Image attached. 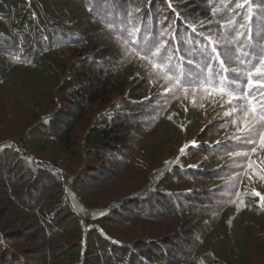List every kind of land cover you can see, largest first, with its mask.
<instances>
[{
    "label": "trees",
    "instance_id": "16d2710c",
    "mask_svg": "<svg viewBox=\"0 0 264 264\" xmlns=\"http://www.w3.org/2000/svg\"><path fill=\"white\" fill-rule=\"evenodd\" d=\"M125 28L164 43L173 63L192 40L196 56L203 42L247 60L244 53L264 55V0H0V98L31 115L20 132L0 123V205L32 221L12 236L0 229V264H247L238 234L251 224L241 218L264 216L253 196L264 195V182L250 181L238 161L264 167L261 150L233 155L251 146L223 132L219 113L205 112L213 97L197 91L195 105L182 92L170 98L163 76L120 38ZM161 128L181 139L154 166L137 153ZM51 147L62 162L41 154ZM135 167L137 188L94 200V189ZM219 186L233 193L209 207ZM18 239L32 245L21 250Z\"/></svg>",
    "mask_w": 264,
    "mask_h": 264
},
{
    "label": "snow or ice",
    "instance_id": "6c2138e0",
    "mask_svg": "<svg viewBox=\"0 0 264 264\" xmlns=\"http://www.w3.org/2000/svg\"><path fill=\"white\" fill-rule=\"evenodd\" d=\"M236 7H243V5L237 3ZM137 31L139 30L125 28L121 30L120 38L134 49L133 55L146 61L158 76H163L166 82L163 90L170 98H179L182 92L184 99L191 97V102L195 105L198 102L197 91H202L212 97H219L221 106L225 103L230 106L225 110L224 115L229 117H233L236 113L243 115L242 121L239 117L231 119V123L236 126V131L240 134H234V138L244 145L251 146L240 149L233 155L247 158L249 153H255L257 148L264 151V55L244 53L248 57L245 60L230 48L218 51L215 46H212L211 50L207 51L203 42H199L203 55L196 56L194 54L197 41L192 40L189 43L193 47L184 50L187 55L181 57L179 63H173L170 50L165 47L164 43L155 38L148 40L143 35L137 38ZM192 31L195 32L196 29L192 28ZM205 39L210 44L212 43L211 37H205ZM254 55L259 57L258 63L253 62ZM214 61L216 62L215 69L212 67ZM229 72L234 75L228 76ZM242 74H246V79L241 78ZM169 119L172 117L170 116ZM185 147L187 145L181 148V154ZM236 147L239 148V145ZM238 163L241 164L242 172L251 171L248 175L250 181L255 178L264 182V167H254L253 163L247 159H242ZM256 164H264V159H258ZM253 196L259 197L258 206L264 209V195L254 191Z\"/></svg>",
    "mask_w": 264,
    "mask_h": 264
},
{
    "label": "rangeland",
    "instance_id": "374dc122",
    "mask_svg": "<svg viewBox=\"0 0 264 264\" xmlns=\"http://www.w3.org/2000/svg\"><path fill=\"white\" fill-rule=\"evenodd\" d=\"M103 45H107V44H103ZM30 86H31L30 93L33 95H37L39 94L38 92L41 91V85H39L37 80L31 81ZM210 100H213V104H210L208 108H207V104H204L203 109L205 110V112L207 113L208 110L211 113L213 112L219 113L218 116L223 117L224 119V121L220 123L223 126V132H225L226 134L240 135L236 131V126L233 123H231V119L239 117L240 121H242L243 115L241 113H236L233 114L234 117H228V119L224 118L227 117L226 115H224V112L228 108V106H226L225 104L221 106L219 100L215 97L211 98ZM179 107L180 106L174 107L176 112H179ZM28 111L29 110L27 106L24 105L17 106V104L16 103L14 104V102L10 99V97L2 96V98H0V123L3 124L4 128H7L8 131L14 130L16 132L18 131L20 132V130L23 129L26 125L27 117H31V115L29 114L30 112L28 113ZM174 117H181V116L180 115L177 116L175 114ZM163 123L166 127L169 125L167 121ZM161 133L162 134H160L158 138L157 137L153 138L152 136L151 137L148 136L145 139V141L141 142L140 149L144 151H140L137 154H140L141 152L144 153L140 155L137 154L136 155L142 157L143 158L142 160H144L145 163H148V159L151 158L153 162V163L151 162L152 165L154 166L159 165V161H162L163 158H165V156L170 154L172 150V145L174 144L173 141H178V140L180 141L181 139L179 135L173 136L174 132L171 133H169L168 131L163 132L162 128H161ZM160 140H163V142H161ZM157 142H161V144H159L161 148L157 149V144H156ZM56 152H58V149L51 147L43 151L41 154L44 156L47 155V157H52L54 160L62 162L63 161L62 159L65 158V156L62 154L61 156L55 157ZM258 155H259L258 156L259 159L262 157L264 158V151L261 150V152L258 153ZM137 169H138L137 167H135V169L132 170L131 168L127 169V171L124 172L121 176H119L117 180L101 187L98 190L94 189L93 192H91L94 200L97 203H99L100 201L106 198L108 201L111 198L121 196L131 190H134V188H137L138 184L141 183L140 180H138L139 177H137V174H139L137 172L138 171ZM208 183H209L208 181L204 182L201 180L198 182L197 186L199 188L202 187L205 188L208 185ZM212 183L215 184L216 182H212ZM188 186L189 188L192 187L191 184H188ZM216 189L218 190L215 189L210 190L212 196H214L216 192H218V194L216 195L217 196L216 199L218 200V203L216 202L217 206L211 203L209 207L212 208H218L222 205V203H227L229 201V197L233 193L232 188L228 190L226 188L222 189L219 186ZM51 198H52L51 201L53 203V201L57 199V196H53ZM196 217L197 218L201 217V215L200 216L197 215ZM244 220L248 221L251 225L249 229L238 235L245 238V240L242 243V252L246 257V260L248 261L247 264H264V216L254 217L246 214L243 218H241L242 222ZM63 221H65V219ZM187 221L189 222V220ZM31 222L32 221L28 220L26 216L19 215L16 208L8 206V204L6 203L0 205V229L7 234L10 233L9 234L10 236H12V233L16 230L20 231L23 229L24 231L25 230L27 231V229H30L31 227ZM163 226H165V224ZM217 228H221V225H219V227ZM127 229L128 228L126 227L124 231H127ZM126 234H128V232ZM11 241L13 242V240ZM13 244L20 246L21 250L23 249L22 246L26 248L32 245V243L29 244L25 239L24 240L18 239V242L16 243L14 240ZM40 245L42 246L41 243ZM35 259H37V257ZM62 260H65V258L57 257L55 261L59 263V262H63ZM72 263L73 262H71L70 264ZM38 264H42V263L38 260Z\"/></svg>",
    "mask_w": 264,
    "mask_h": 264
}]
</instances>
